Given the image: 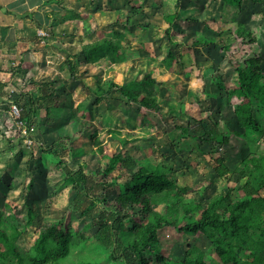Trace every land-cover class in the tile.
Returning a JSON list of instances; mask_svg holds the SVG:
<instances>
[{"label": "trees", "instance_id": "1", "mask_svg": "<svg viewBox=\"0 0 264 264\" xmlns=\"http://www.w3.org/2000/svg\"><path fill=\"white\" fill-rule=\"evenodd\" d=\"M116 1L105 0L103 6L106 8L107 2ZM220 1L223 13L228 9L232 12L231 19L222 13L221 23L235 24L234 28L227 27L224 30L234 33L236 37L240 36V43L250 49L242 60L233 62V86L226 87L222 76L213 78L218 93L214 95L218 99L225 97L226 107L231 110L226 120L218 122L208 114L205 121V118L199 117L202 114L199 106L195 105L197 113L190 111L191 107L185 108L179 93L170 96V89H167L171 86L170 82L164 83L152 77L151 70L138 79L136 76L139 71L129 67L123 75V79H127L125 81H116L113 77L115 73L106 78L96 74L87 82L77 78V68L82 62L104 64L108 69L115 70L117 64L125 59V54L119 52L120 39L131 33L134 27L147 29L149 38H160L155 25L149 21L150 17L143 23L138 21V16L143 12H140V7H132L125 14V22L116 18L119 14L115 13L113 25L119 24L124 32L121 34L112 27L97 40L84 43L79 51L84 60H78L74 55L69 58L70 54L67 56L69 73L77 81L73 90L83 87L87 94L93 93L92 103L87 102L85 96L76 102L73 109L70 107L71 113L67 112L65 106L58 104L59 95L50 90L51 82L35 83L30 91L16 92L17 99L23 100V105L19 106L18 119L25 126L28 127L33 118L38 124L41 116L45 122L68 116L75 130L72 136H63L64 139L72 142L82 133H88L85 138L89 142V153L104 159L105 164L98 171L100 178L95 179L86 171L84 160L78 162L76 169H71L67 161L58 159L54 140L45 148L41 142L33 141L30 147L37 145L40 155L39 158H31L30 154L28 168L33 166L34 172L40 167L44 168V176L51 187L44 208L50 206L63 188L71 187L74 194L66 214L54 218L34 212L28 206L30 204L24 202L25 219L20 220L14 214L15 206L4 202L0 206V264H174L161 248L158 233L163 228L174 230L180 237L189 236L187 247L176 264H264V148L260 149L264 145V47L259 44L258 37L254 36L248 21L242 19L241 14L249 11L247 19L251 21L257 14L251 15V10L254 11L256 5L264 6V0ZM66 11L72 15L64 19L80 17L73 10ZM261 17L264 18V12ZM176 18V13L163 14V23L168 26L163 30L162 38L168 52L159 63L166 69L178 56L173 49L182 44L171 33ZM96 31L100 33L102 30ZM215 42L213 35L202 42L192 37L188 48L192 51V47H204ZM233 44L221 46V57L228 59V62L232 60L228 53ZM251 44L256 45L252 54ZM210 56L219 66L221 60L218 55L209 52ZM209 57L205 60H210ZM214 65L208 69H213ZM17 66L16 72L25 76L27 70L21 63ZM6 86L0 79V101L14 93L6 92ZM109 97L121 102L120 107L119 104L107 102ZM99 104L106 106L98 118L100 127L91 125L86 113L80 116L84 120L77 117V113ZM133 104L140 115L139 123L126 118L131 130H124L117 126V113L119 108L132 107ZM164 108L168 109L171 122L167 125V141L159 144L163 148H157L156 154L148 155L146 160L138 162L130 154L126 158L122 157L121 150L111 154L106 152L108 142L101 137L103 134H114L121 145L127 141L134 143L144 155L139 140L147 145L143 141L145 130L154 125L150 116L160 114L159 111ZM141 109L147 112L142 113ZM192 121L197 124L191 125ZM238 148V154L234 152L235 160L230 158L229 150ZM62 150L70 157L83 153L81 146L74 147L72 144ZM183 151L197 152L201 160L208 156L204 167L211 169L216 177L215 182L202 183L196 188L179 184L177 170L169 155L182 154ZM18 155L23 153L20 151ZM47 158H57L50 169L45 166ZM199 159H196V165L201 162ZM127 161L132 162L133 166L125 180L119 178L120 173L110 175L115 169H122ZM49 171H52L51 175ZM13 173V170L9 172L11 179L14 178ZM229 182H233L234 186H230ZM115 185L118 191L108 196L106 190ZM210 185L215 186H211L214 191L212 195H207ZM29 186L30 182L26 188ZM11 187L10 181L5 189ZM2 192L5 193V190ZM28 226L35 230L36 237L27 249H23L17 240ZM200 239L204 245L198 244Z\"/></svg>", "mask_w": 264, "mask_h": 264}, {"label": "rangeland", "instance_id": "2", "mask_svg": "<svg viewBox=\"0 0 264 264\" xmlns=\"http://www.w3.org/2000/svg\"><path fill=\"white\" fill-rule=\"evenodd\" d=\"M130 1L139 4V0H117L113 3H108L105 7L100 5L102 1L95 0V6L96 9L93 13L94 18H91V28L92 29H101L102 31L97 35L96 32H92L88 30L87 38H91L93 40H97L99 37L103 36L104 33H108L112 27L116 28L119 33L122 34V31L119 24L113 25L115 21H112L109 18V9L111 10L116 8L117 11H119L121 14H119V20L122 22H125V14H128L130 12V9H132V6L130 5ZM169 0L163 1L164 4L158 7H156V12L158 14L159 11L164 10L163 13L172 11V3L175 0L169 1L170 4L167 2ZM207 5L203 0H184L182 1L183 7H188L196 10L194 12L189 11L188 12V18L190 14L192 16H195L198 14L195 18H192L191 22L189 24H192L191 27L189 26L188 29H186L187 23L186 20H183V30H180L177 26V33H179V37L181 38L180 43L181 45H178L173 49V51L176 53V55L183 57H192L191 59H185V60H192V64H188L186 68H190L194 71V78L192 76H188L189 79L179 80V79H171L167 80L170 82L171 86L170 88V96H177L179 93L180 98L182 101H184L185 108L191 107L190 111L192 110L193 113H197L196 106H199L201 108L202 114L200 113L199 117L205 118V121L207 120L206 117L208 114H211V116L214 118V120L221 122L223 120H226L227 116H230L231 110L227 108V100L225 97H222V99L216 98V89L214 86V80L213 78H221V76L225 80V86H233L234 81V64L236 60L240 61L242 60L244 54H247L250 49L246 45H242L240 43V38L236 37L234 33L228 32L224 30V28L229 27L234 28L235 24H221V21L223 20L220 18L221 14L223 13L222 7H221V1L220 0H206V2H209ZM188 2V3H187ZM150 3H160L158 0H148L144 1L143 4V10L150 12ZM82 3H78L77 6H81ZM110 7V8H109ZM251 7V6H250ZM254 8V11L251 10V15L257 13L251 18V21L247 18L249 17L247 11V14L243 15L242 19L245 21H248V26L250 25V30L253 32L254 36L258 37L259 44H261L264 47V18L261 17L262 13L264 12V6L263 5H256ZM81 9V8H80ZM173 10L175 8L173 7ZM201 12V13H200ZM259 13V14H258ZM67 15H72L71 13H67ZM78 21H72L67 26L69 28L68 31H71L73 28V39L70 38L69 34H66L64 38L54 37L52 38L49 33L46 32L44 29H40L37 32V35L43 39V41H40L37 48L34 49L35 52H38L34 56L33 59L29 60H8L6 56H3L0 58V79L7 84L5 87L6 92L12 93L10 96H6L5 99H2L0 101V177H1V183H0V206L2 207L4 202H8L11 207L15 206V216L20 219H25V203L28 202L36 213L46 214L49 217H60L63 214H66L68 207L71 203V198L73 196L72 188L66 187L61 190L59 195H56L53 199V202L50 204V206L45 209L44 203L45 200L50 196L51 193V187L50 183L48 182L47 178L44 176L45 171L44 168L40 167L41 169H37L35 172V168L31 166V168H28L30 154H32L31 158H39L40 150L37 147V145L32 146L29 145L28 141L26 139L31 138L34 142H41L42 146L48 147L53 140L57 143L56 144V150L58 151L59 158L61 160L67 161L68 166L71 169H76L78 166V162H83L86 164V171L88 174H92L95 179L100 178V175L98 174V171L101 167L104 166V159H101L97 155H94L90 152V146L89 142L86 141L85 136L88 135V133H79V139L78 137H75L72 142H69V140L64 139L63 136H66V134H72L74 133V128L72 126V121L69 120L65 116V118H55L52 120H49L48 122L44 121V117L41 116L40 121L38 124H36V118L32 119V122L30 125L23 126L22 129L28 128L30 135H27V133H23V130L19 129V124L17 125L15 121V113L12 115L10 113V104L16 103L18 106L23 105V100L17 99V93L30 91L34 87L35 83H45V82H51L52 86L51 89L53 92L59 95L58 97V104L59 106H65L67 108V112H70V107L73 109L76 105V102L83 99L86 96L87 102L92 103L94 99L93 93L87 94L85 89L83 87H79L75 91L73 88L76 86L77 81L74 80L68 70V64H67V56L70 53L69 58H73V55L78 60H84L82 56L79 54L80 47L82 42L84 41V36L82 35V30L80 29L82 20L86 16L82 14ZM224 17L227 19L232 18V12L230 10H226V13H223ZM204 16V18H203ZM160 18H162V14L159 15ZM207 17V18H206ZM196 18H199L196 23ZM182 21V20H181ZM159 24L161 20L158 21ZM252 24V25H251ZM66 25V23H65ZM155 25H157L155 23ZM221 25V26H220ZM158 26V25H157ZM194 26V29H193ZM89 28V27H88ZM220 28H223V30ZM160 31H157V33L163 34L164 27L158 28ZM218 29V30H217ZM220 30V31H219ZM39 31L41 34H39ZM84 31V30H83ZM175 31V30H174ZM218 33H217V32ZM144 32V31H143ZM142 32H139V35L136 33L134 35H130L128 38V41H133V46H138L137 37L140 36ZM142 35V34H141ZM210 35L215 37V44L206 45L204 47L196 46L191 48H188V45H191V38L194 37L197 41H203L207 38L209 39ZM53 36V35H52ZM159 36V35H158ZM203 36V38H202ZM76 37V38H75ZM240 37V36H239ZM122 39V38H121ZM120 39V40H121ZM49 40L57 41L60 40L62 44L65 45V47L60 49H55L54 46H51V42ZM164 40V39H163ZM190 40V41H189ZM127 41V40H126ZM126 41L123 39V46H125ZM121 42V43H122ZM164 42V41H163ZM228 43H234L232 45V48H230V52L228 53L232 60L228 59H222L221 55L223 54V51L221 49V46L223 44ZM164 47H166L165 44H163ZM256 45L251 44V54L255 50ZM123 48V47H122ZM120 49L122 51L123 49ZM193 48H196L194 51ZM201 48V49H200ZM191 51L192 55L188 54V51ZM163 51V50H162ZM159 52V51H158ZM209 52L211 54H217L220 58V65L218 66L211 58L209 57ZM121 53V52H120ZM202 55V57H200ZM126 56V55H125ZM211 58L212 60H205V58ZM198 58H202L203 60L196 61ZM72 60V59H71ZM154 60V59H153ZM174 60H176L174 58ZM204 60L206 61L204 63ZM237 61V62H238ZM22 64V67L27 70L25 76H22L21 74H18L16 72V69L19 68L17 65L19 63ZM232 64H231V63ZM242 62V61H241ZM18 63V64H17ZM177 63V62H175ZM213 69H208L209 66L214 64ZM218 63V62H217ZM156 64L158 66H156ZM155 64V67L157 68L158 72L157 74H163L164 71L160 70L161 64L157 61ZM175 65V66H174ZM172 64L167 68V71L171 73V75H174L173 70L177 68L178 64ZM129 66V62L127 60H124L117 64L115 70H110L107 68L104 64H95V63H85L82 62L78 65L77 68V78L78 79H84L89 80L93 79V75H100L102 77H108L109 73L111 72L114 79L116 81H121L123 78V74L125 73V70ZM217 66V67H216ZM175 67V68H174ZM171 68V69H170ZM185 68V67H184ZM108 69V70H107ZM188 71L182 73H177L178 75H187ZM144 75V72L141 71L137 74L136 78H141ZM168 75V74H167ZM220 76V77H219ZM91 77V78H90ZM172 77V76H170ZM77 79V80H78ZM125 79H123L124 81ZM220 79H217L219 81ZM91 81V80H89ZM88 81V82H89ZM165 81V82H167ZM87 82V81H86ZM156 88V85H155ZM206 88V90H205ZM103 89V88H102ZM101 89V90H102ZM74 91V93H72ZM209 93V95L207 94ZM176 94V95H175ZM219 96V95H218ZM197 97L200 99L198 100ZM112 98H107V102H111L112 104H119V107L121 105V102L110 100ZM194 101V105L191 106V103ZM198 102V103H197ZM196 104V106H195ZM104 104L99 105H93L90 110H83L82 112L77 113V117L80 120H84V117H80L82 113L87 114V118L90 119L91 125L94 127H100L101 125L98 122L99 115L101 111L105 110ZM136 105L133 104L132 107L123 106L121 109L119 108V112L117 113V126L122 127L124 130L130 131V127L126 121V118H131L136 122V124L139 123L140 115L137 114V111L135 110ZM141 112H147L144 109H141ZM160 114H155L156 116L151 117V122L154 123L151 128H148L145 130L146 137L143 138V141L147 142L146 144H143L141 140H139V147L142 145L144 150V155L141 154V150L136 148L134 143L128 142L124 145H121V142H119V139L114 137V134H103L102 140L105 142H108L106 152L109 154L113 153L114 151L121 150L122 157L126 158L130 154L133 158L137 159L138 162L146 160L148 155L156 154L158 149H161L163 147H160L159 144L163 141H167V130L169 127L167 125L170 124L171 119L168 115V109L164 108L161 111H159ZM199 114V113H198ZM197 116V114H195ZM153 119V120H152ZM87 119L85 118V121ZM158 121V122H156ZM159 124V125H158ZM164 124V125H163ZM197 124L196 121H192L191 125ZM62 125V126H61ZM62 136L60 139L59 137ZM78 147L81 146L83 153L80 155H76L74 157H70L66 151H63L62 148L67 147L69 145ZM158 148V149H157ZM264 148V145L260 147ZM20 151L23 153V155L19 156L18 153ZM230 158L234 159V152L238 154V149H230ZM176 154V155H175ZM155 156V155H154ZM216 156V155H215ZM238 156V155H237ZM173 159L174 166L177 170L176 176L178 179V183L181 185H188L192 186L194 188L200 186L202 183H209V182H215L216 177H214L213 173L209 169H205L204 164L207 160L208 156L203 157L201 160L198 157L197 152H182V154L173 153L169 155ZM198 157V158H197ZM51 158V157H50ZM56 158V160H57ZM201 158V157H200ZM44 159V156L41 158ZM53 159V158H52ZM196 159L201 160V162L196 165L195 161ZM56 160H51L47 158L45 161L46 168L50 169L53 166V163H55ZM229 160V158H227ZM235 160V159H234ZM129 161V159H128ZM125 162L123 164L122 169H115L113 173L110 175L113 176L115 174L120 173V179L125 180L128 175L130 174L131 167L133 166L132 162ZM231 164V163H229ZM45 168V169H46ZM13 170V176L14 178H10L9 172ZM38 173V174H37ZM52 174V171H49V175ZM11 181L12 187L10 189H5L6 185ZM30 182V186L27 189V184ZM230 186H234L233 182L228 183ZM214 185H210L208 188V194L212 195L214 189L211 188ZM215 187V186H214ZM5 190V193L2 191ZM118 191V186H112L106 190V193L108 196L114 195ZM264 194V191H263ZM159 241L161 244L162 251L169 255L173 261L174 264L177 263V259L181 257L184 253L185 248L187 247V242L189 240V236H177L174 232V230L170 228H163L159 231ZM36 237L35 230L32 227H26L23 234L18 238L17 243L20 247L23 249H27L33 242L34 238ZM198 244L204 245L203 240H199Z\"/></svg>", "mask_w": 264, "mask_h": 264}, {"label": "crops", "instance_id": "3", "mask_svg": "<svg viewBox=\"0 0 264 264\" xmlns=\"http://www.w3.org/2000/svg\"><path fill=\"white\" fill-rule=\"evenodd\" d=\"M100 1H102V3L100 4L102 6L105 0H100ZM145 1H148V0H145ZM158 1L160 2L158 4L150 3V7H149L151 9L150 12L143 10L144 0H139V4L135 3V5L133 4V2L130 1V5L133 4L132 6L140 7V10H141L140 12L143 11L138 16V21L143 23L144 21H146L147 17H150L149 21L153 23L154 25L155 23L158 25V26L157 25L154 26L156 28V32L160 31L158 28L164 27L165 29L168 26V24H166L165 22L163 23V14L176 13L177 18L172 23L171 33L175 34L174 35L175 40L181 41V38H178L180 36L179 33L176 32L178 30L177 26L179 27L180 30H183L185 28L183 26V23H184L183 20H186V23H187L186 29H188L189 26L191 27L192 25V24H189V22H191V20H193L192 18H195L199 13L196 14L195 16H192L190 14L189 19L186 18L188 17L189 11L194 12L196 10L190 8V6L183 7L182 1L184 2V0H180L179 3H177V0H175L171 4L172 11H169L166 13H163L164 10L159 11V13L162 14V18H160L159 15L161 14H158L156 12L155 5L156 7L160 6V4L163 5L164 4L163 1L165 0H158ZM169 1L167 2L170 4ZM94 2L95 0H0V58L3 56H6L8 60H29L30 58L33 59L34 56L38 54V52H35L34 49L37 48L40 41H43V39H41L37 35V32L40 29H43V30L45 29L46 32L49 33V35L52 38L54 37L64 38L66 34H69L70 38L73 39L74 37L72 35L73 28L71 29V31H68L69 28L67 26V22L68 24L71 23L72 25H75L72 23V21L73 20L78 21L79 18L83 16L82 14L86 16L85 18H83V20L84 19L86 20L85 22L82 20V24H81L82 27H80V29L82 30V35L84 36V41L82 42L81 46L84 43H88L92 41L93 39L87 38L88 30L92 32H96L97 35L99 34L98 33L99 31L92 29L91 24H90L91 22L90 19L94 18L93 13L91 12H94L96 9ZM78 3H82V5L80 7L79 6L76 7ZM208 3H210V1L205 2L206 5ZM173 7L175 8V10H173ZM66 10H73L75 13H78L80 17H75L70 20L64 19V17L67 18ZM115 13L121 14L119 11H116V9L114 10L112 9L109 11V18L112 21L115 20V17H116ZM194 13H197V12H194ZM118 17L119 16H117L116 18ZM198 19L199 18H196V21H195L196 23H200V22H197ZM159 20H161L160 24L158 22ZM228 24H231V23H228ZM119 29H121L122 33L124 32V28H119ZM193 29H194V26H193ZM221 29L223 30V28H220V30ZM149 31L153 32L154 30L150 29ZM139 32H142L141 33L142 35L140 34V36L137 37L138 46L137 47L135 46L134 48L133 41L132 42L128 41L127 36L129 37L130 35H134L135 33L139 35ZM162 35H163L162 33H159L160 38L158 39L149 38L147 29H140V28L134 27L131 33H127L125 37H123L125 41L127 40L125 43V46H123V42H122L123 39H121L120 49L123 47L122 48L123 50L120 52L121 54L123 53L126 55V56L124 55L125 57L124 60H127L129 62V66L125 70V73L129 69V67L130 68L132 67L134 70L139 71V72L143 71L144 73L146 71L151 70L152 77H155L156 79L164 83H166L165 81H167L168 79L171 80L175 78L179 80H184L186 78L189 79L190 76L194 78L193 76L194 71L191 70L192 66H190L189 69L186 68L188 64H192V60H185L189 58L191 59L192 57L185 56L182 58L179 55L176 56L177 63H175L176 62L175 60L172 63L173 65L178 64L177 68L173 70L174 75H171V73L167 71V69L165 68L163 64L160 66V70L164 71V73L161 75L157 74L158 70L155 67V64L157 61L159 62L161 59H163L167 55V52H168L167 44L166 42H163L164 40L162 38ZM49 41H52L51 46H54L55 49H60L62 47L63 48L65 47V45L62 44L60 40H57V41L49 40ZM240 42H241V38H240ZM163 44H165L166 47H164ZM187 51L189 55H192L191 51L189 50ZM199 59L200 58H198V60L196 61H199ZM210 60L212 59L210 58ZM205 62L206 61L204 60V63ZM156 66L158 65L156 64ZM186 70L188 71L187 75L177 74V73L185 72ZM125 73L123 75H125ZM111 76H112V73L110 72L108 77H111ZM121 79L123 80V78ZM167 89H170V88H167ZM193 105H194V101L191 103V106Z\"/></svg>", "mask_w": 264, "mask_h": 264}, {"label": "built area", "instance_id": "4", "mask_svg": "<svg viewBox=\"0 0 264 264\" xmlns=\"http://www.w3.org/2000/svg\"><path fill=\"white\" fill-rule=\"evenodd\" d=\"M39 34H41L40 31H39ZM9 106H10V113L12 115L15 113L14 117H15V121H16L17 125L19 124V126H18L19 129L23 130L24 134L27 133V135H30L29 131H31V130H29L27 128L22 129L25 124L21 120L18 119V117L20 115V109L21 108L17 104H14V103L10 104ZM31 138L26 139L28 141L29 145H31L33 143V140Z\"/></svg>", "mask_w": 264, "mask_h": 264}]
</instances>
